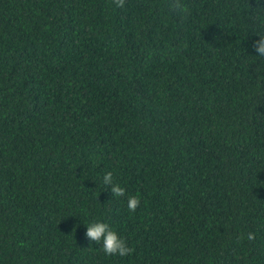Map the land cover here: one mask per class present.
<instances>
[{"label": "trees", "instance_id": "obj_1", "mask_svg": "<svg viewBox=\"0 0 264 264\" xmlns=\"http://www.w3.org/2000/svg\"><path fill=\"white\" fill-rule=\"evenodd\" d=\"M256 6L0 0V264H264Z\"/></svg>", "mask_w": 264, "mask_h": 264}, {"label": "clouds", "instance_id": "obj_2", "mask_svg": "<svg viewBox=\"0 0 264 264\" xmlns=\"http://www.w3.org/2000/svg\"><path fill=\"white\" fill-rule=\"evenodd\" d=\"M256 7L245 9L249 18L259 20L260 23L255 26V37L251 40L250 49L251 56L255 59L258 65H264V0H256ZM179 7V5H176ZM103 184L108 186V190L112 197L125 196V189L118 183H114L113 173L106 172L103 175ZM140 200L136 196L127 197V208L130 212H135ZM85 231V238L89 241V245L94 242L99 245L101 250L106 256L110 257H127L131 254L132 249L128 246L126 240L112 228L107 222L100 219H92L87 224ZM251 239V238H249Z\"/></svg>", "mask_w": 264, "mask_h": 264}]
</instances>
